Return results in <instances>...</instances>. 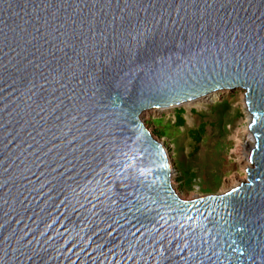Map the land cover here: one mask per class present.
Returning a JSON list of instances; mask_svg holds the SVG:
<instances>
[{"label": "water", "instance_id": "95a60500", "mask_svg": "<svg viewBox=\"0 0 264 264\" xmlns=\"http://www.w3.org/2000/svg\"><path fill=\"white\" fill-rule=\"evenodd\" d=\"M237 88L248 182L184 200L141 114ZM0 264H264V0H0Z\"/></svg>", "mask_w": 264, "mask_h": 264}, {"label": "rangeland", "instance_id": "374dc122", "mask_svg": "<svg viewBox=\"0 0 264 264\" xmlns=\"http://www.w3.org/2000/svg\"><path fill=\"white\" fill-rule=\"evenodd\" d=\"M213 94L141 114L144 125L168 153L173 188L184 200L224 194L248 182L249 162L240 143L253 117L246 106L245 90L222 89ZM180 110L184 112L183 126L177 124ZM201 122L207 123V133L200 150L193 154L191 133ZM250 143L255 145L253 140ZM186 168L194 173L192 183L185 181L191 174L185 173Z\"/></svg>", "mask_w": 264, "mask_h": 264}, {"label": "trees", "instance_id": "16d2710c", "mask_svg": "<svg viewBox=\"0 0 264 264\" xmlns=\"http://www.w3.org/2000/svg\"><path fill=\"white\" fill-rule=\"evenodd\" d=\"M177 113H178V116L176 117L177 118V124H178V126H183L185 124V120L183 118L184 112H183V110H180ZM206 131H207V123H205V122L204 123L201 122L198 129L192 131L191 136H192L194 144H193L191 153L194 154L200 150V145H201V142L205 136ZM190 170L191 169L186 168L185 173H189ZM190 173H191L190 177L185 180L186 183H192L193 182V181H191V179H192V176H194L193 175L194 173L193 172H190ZM181 180H183V179H181Z\"/></svg>", "mask_w": 264, "mask_h": 264}, {"label": "bare ground", "instance_id": "6f19581e", "mask_svg": "<svg viewBox=\"0 0 264 264\" xmlns=\"http://www.w3.org/2000/svg\"><path fill=\"white\" fill-rule=\"evenodd\" d=\"M219 90H221V89H216V90H213V91H210V92H208V93H206V94H203V95H200L198 98H200V97H202V96H205V97H207L208 95H210V94H213V93H217ZM214 95V94H213ZM204 97V98H205ZM203 98V97H202ZM194 99H197V98H194ZM246 99V98H245ZM193 100V99H192ZM200 100V99H199ZM191 101V100H190ZM187 102V101H186ZM246 104H247V102H246ZM248 105V104H247ZM164 108H167V107H164ZM164 108H159V109H164ZM153 109V108H152ZM155 109V108H154ZM250 109V108H249ZM250 111H251V109H250ZM251 115H252V113H251ZM252 117H253V115H252ZM252 121H253V119H252ZM251 134V135H250ZM254 141L255 143H256V138H255V136H254V132L250 129V126L248 127V129H247V136H245L244 137V140L243 141H241V148H240V150H241V152H243V153H245L246 155H247V159H248V162H249V164L247 165V167H249L250 169L251 168H254L255 167V165H254V163H252L251 162V152H250V149H251V151H252V149L255 147V145L253 146V145H251V141ZM161 144V143H160ZM253 147V148H252ZM166 151V150H165ZM239 151V150H238ZM240 151H239V153H241ZM167 153V152H166ZM168 154V153H167ZM169 162H170V159H169ZM171 166V165H170ZM248 168V169H249ZM171 170H172V172H173V168H172V166H171ZM173 174V173H172ZM172 183H174V181H173V179H172Z\"/></svg>", "mask_w": 264, "mask_h": 264}, {"label": "flooded vegetation", "instance_id": "af4514ba", "mask_svg": "<svg viewBox=\"0 0 264 264\" xmlns=\"http://www.w3.org/2000/svg\"><path fill=\"white\" fill-rule=\"evenodd\" d=\"M246 106H247V108L249 109V107H248V105H247V104H246ZM249 112H250V113H249V114H250V116L252 117L250 109H249ZM251 117H250V118H251ZM251 119H252V118H251Z\"/></svg>", "mask_w": 264, "mask_h": 264}]
</instances>
